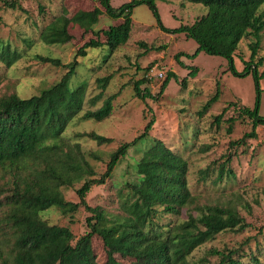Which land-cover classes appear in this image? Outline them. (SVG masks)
Segmentation results:
<instances>
[{"label": "trees", "instance_id": "16d2710c", "mask_svg": "<svg viewBox=\"0 0 264 264\" xmlns=\"http://www.w3.org/2000/svg\"><path fill=\"white\" fill-rule=\"evenodd\" d=\"M3 1L10 8L25 10L16 0ZM188 1L204 4L208 12L192 24L167 28L161 21L156 0H131L118 8L112 6L111 0H100L110 17L123 18V22L103 31L105 41L91 39L66 64L57 58L37 55L41 61L63 65L66 72L57 82L30 97H22L16 92L0 96V228L6 229L5 234L10 239L9 250L6 253L0 251V264H264V256L251 247L254 237H248L237 247H214L205 255L192 258L197 248L215 240L221 233H242L251 225L232 204H196L187 178V159L161 139L155 138L154 144L136 162L132 171L136 177L125 180L124 186L130 191H120L119 212L88 203L87 196L92 187L105 184L130 149L150 138L156 122L154 116L139 136L123 142L111 153L99 177L90 161L99 156L93 151L86 152L79 141L67 135L70 125L78 117L98 122L109 118L117 96H109L100 107L81 115L88 84L83 81L71 87L70 83L81 65L79 56L86 57L88 49L96 47L104 48L106 58L113 55L130 38L134 8L147 3L163 30L185 33L198 42V51L229 58L236 75L253 74L257 103L254 107H238L240 116L248 117L252 128L231 145H245L248 139L258 137L257 128L264 125V115L260 114L261 80L264 78V70L260 71V67L264 66V54L259 55L264 30V0ZM103 12L100 7H95L79 10L70 17L64 8L44 27L41 38L48 45L65 44L72 39L71 22L90 30ZM247 37L255 39L249 45L250 59L244 61V69L238 71L234 57ZM22 57L10 43L0 48V65L6 68ZM190 74H197V67ZM173 76L175 73L167 76L160 93ZM110 78L98 79L102 91L95 100L104 93ZM186 81H182L184 86ZM140 84L141 81L135 83L137 96L142 99L154 97L150 92L142 91ZM219 97L218 84L216 93L199 114L208 112ZM223 116L224 111L216 115L214 122L219 125ZM228 120V131L232 132L234 117ZM79 135L88 136L99 144L113 141L95 131ZM231 158L229 155L216 168V180L236 176L228 167ZM210 171L206 168L201 174L205 178ZM77 182H83L76 191L79 202L67 200L63 189ZM52 207L71 217L84 207L90 213L86 217L89 230L77 237L70 225L50 224L41 213ZM95 238L101 240L99 252L94 246Z\"/></svg>", "mask_w": 264, "mask_h": 264}, {"label": "rangeland", "instance_id": "374dc122", "mask_svg": "<svg viewBox=\"0 0 264 264\" xmlns=\"http://www.w3.org/2000/svg\"><path fill=\"white\" fill-rule=\"evenodd\" d=\"M129 1L131 0H111V4L118 8ZM16 3H21L25 10L10 8L0 0V48L3 44L10 43L23 56L10 68L0 65V96L16 92L22 97H30L40 93L45 87L57 82L66 69L63 65L41 61L37 55L69 63L85 43L91 39L105 41L103 31L110 25L123 22V18L110 17L100 0H16ZM156 4L161 21L167 28L192 24L208 12V7L204 4L188 0H156ZM95 7H100L104 12L92 29L86 30L71 22L69 32L72 39L69 42L48 45L42 40L41 31L64 8L71 17L79 10H92ZM262 10L264 12V5ZM132 19V30L127 43L108 58L104 48L88 49L86 57L79 56L81 65L70 82L71 87L83 81L88 84L86 103L81 115L89 109H97L106 98L116 94L111 116L101 122L78 117L70 125L67 135L72 140L79 141L86 152L93 151L99 156L90 158L99 177L105 170L111 153L119 145L139 136L153 116L156 122L150 138L130 149L112 178L105 184L92 187L87 196L88 203L119 212L120 191H130L124 186L125 180L136 177L132 173L136 162L154 144L155 138L161 139L187 159V178L196 204H232L251 225L242 233H221L215 240L197 248L192 258H199L214 247H237L248 237L256 238L251 241V247L257 254L264 256V125L257 128L256 139H248L241 146L231 145L232 141L240 139L252 128L250 119L240 116L238 107H254L257 103L258 92L253 74L236 75L231 69L232 62L229 58L198 51V42L185 33L163 30L147 3L134 8ZM253 40V37L243 39L236 51L234 63L238 71H242L244 61L250 59L249 45ZM263 54L264 30L259 55ZM194 67H197L195 75L190 74ZM263 70L264 66H261L260 71ZM170 73H175V76L160 93L161 85ZM108 76L111 78L106 90L95 100L94 97L102 91L98 79ZM184 79L187 80L185 86L182 83ZM138 81H141L142 91L146 90L154 97L142 99L137 96L135 83ZM218 84L219 100L208 112L200 115L199 111L216 93ZM261 88L260 114L264 115V78L261 80ZM223 111V119L218 125L214 119ZM232 117L235 121L233 131L229 132L228 119ZM92 131L111 137L113 141L99 144L88 136L79 135ZM229 155L232 158L228 167L233 169L236 176L216 180V168ZM206 168L211 171L204 178L201 170ZM83 182L64 188L65 198L79 202L76 191ZM88 215L90 213L84 207L73 217L63 215L56 207L41 213V217L50 224L70 225L77 237L89 230L86 223ZM5 230L0 228V251L4 253L10 246ZM94 246L99 252L101 240L95 238Z\"/></svg>", "mask_w": 264, "mask_h": 264}]
</instances>
